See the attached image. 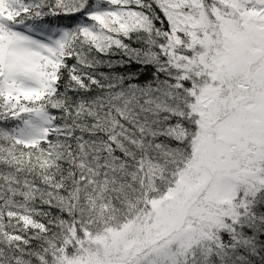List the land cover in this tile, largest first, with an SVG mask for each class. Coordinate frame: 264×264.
<instances>
[{
  "label": "snow or ice",
  "instance_id": "1",
  "mask_svg": "<svg viewBox=\"0 0 264 264\" xmlns=\"http://www.w3.org/2000/svg\"><path fill=\"white\" fill-rule=\"evenodd\" d=\"M0 264H264V0H0Z\"/></svg>",
  "mask_w": 264,
  "mask_h": 264
}]
</instances>
